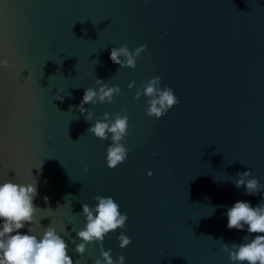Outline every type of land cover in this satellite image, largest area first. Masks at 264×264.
<instances>
[{
  "label": "water",
  "instance_id": "1",
  "mask_svg": "<svg viewBox=\"0 0 264 264\" xmlns=\"http://www.w3.org/2000/svg\"><path fill=\"white\" fill-rule=\"evenodd\" d=\"M124 45H147L135 69L110 60ZM0 59L11 65L0 68V183L38 191L40 210L22 234L51 226L74 264H94L100 245L81 256L76 233L82 205L102 196L128 216L103 241L125 264H232L217 240L255 238L247 226L229 230L227 211L264 195V0H0ZM157 76L179 99L159 120L147 116L146 97L134 98ZM96 79L121 95L86 104V122L76 106ZM105 112L131 125L115 169L106 163L111 136L87 131ZM245 171L261 194L234 186ZM121 233L131 240L124 249Z\"/></svg>",
  "mask_w": 264,
  "mask_h": 264
},
{
  "label": "clouds",
  "instance_id": "2",
  "mask_svg": "<svg viewBox=\"0 0 264 264\" xmlns=\"http://www.w3.org/2000/svg\"><path fill=\"white\" fill-rule=\"evenodd\" d=\"M147 49V45H141L134 51H130L127 45L120 48H112L110 60L120 68L135 69L137 58ZM11 65L7 59H0V68L8 69ZM161 77L157 76L142 82L136 92L135 99L141 96L147 98V116L161 119L163 116L179 104V99L169 87H161ZM97 88L84 90L83 98L76 106L80 115L86 122L93 120V113L84 106L97 103L111 104L114 96L121 95L119 86H109L104 80L96 79ZM136 87L135 82L128 84V88ZM57 100L63 101V97ZM74 106H70L72 109ZM127 109H122L126 112ZM85 113H87L85 115ZM79 119V116L77 117ZM129 117L120 113L110 116L105 112L97 119L87 131L99 140H108L111 136V144L107 148L106 163L109 169H115L127 159L129 149L125 147V137L129 134ZM88 171L87 168L84 169ZM149 177L152 175L148 173ZM250 171L238 172V179L234 186L245 188L246 194L255 196L261 194L262 186L258 179L251 177ZM38 195L37 184H17L9 179L0 183V264H74L68 255V244L57 234L56 230L48 226L44 228L42 236L37 234L32 227H28L27 234H22L21 229L26 225H32L37 211L40 210L33 201ZM96 206L91 208L88 204L82 205V215L86 218L85 226L76 233L81 243L76 245L75 251L79 255L87 250L89 244L100 245L101 259H96L94 264H125V257L112 258L111 249L105 251L103 241L110 233L124 229L128 216L120 212V205L112 197L96 196ZM262 202L253 207L249 202L238 201L227 211V228L243 231L247 226L249 234H256L249 241L248 236L239 245L225 244L223 238L218 239L221 251L229 254L232 264H264V195ZM48 203V198H44ZM216 207H225L219 205ZM216 207H213L216 211ZM53 211L50 207L45 209ZM213 212V214L215 213ZM119 247L127 248L131 244L129 237L121 233L118 236Z\"/></svg>",
  "mask_w": 264,
  "mask_h": 264
}]
</instances>
